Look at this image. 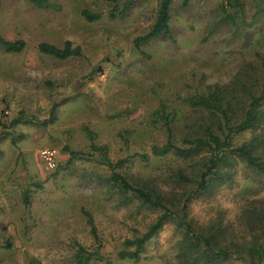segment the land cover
<instances>
[{
  "label": "rangeland",
  "instance_id": "1",
  "mask_svg": "<svg viewBox=\"0 0 264 264\" xmlns=\"http://www.w3.org/2000/svg\"><path fill=\"white\" fill-rule=\"evenodd\" d=\"M239 1L242 7L234 0L187 6L173 0L171 36L137 48L136 39L155 25L161 0H49L44 8L0 0V33L27 43L22 54L0 45V264H78L80 247L105 258L88 264H181L184 235L173 221L146 242L139 260L120 259L125 242L146 234L163 211L112 190L103 156L123 161L117 171L165 192L169 202L194 186L177 179L181 170L192 173L191 155L152 154L167 141L159 111L165 105L173 114L181 144L199 119L188 99L261 78L264 0ZM116 8L123 17L112 15ZM84 11L101 18L90 22ZM67 41L82 48V57L57 60L39 51L41 43L62 48ZM259 133L245 131L233 143ZM66 148L89 156L69 165ZM44 152L54 154V167ZM259 153L264 160V149ZM226 170L231 177L190 195L186 219L198 229L218 223L234 230L224 243L233 234L251 242L241 217L248 202H264V173L238 157Z\"/></svg>",
  "mask_w": 264,
  "mask_h": 264
},
{
  "label": "trees",
  "instance_id": "2",
  "mask_svg": "<svg viewBox=\"0 0 264 264\" xmlns=\"http://www.w3.org/2000/svg\"><path fill=\"white\" fill-rule=\"evenodd\" d=\"M35 6L44 8L49 0H30ZM173 0H161L157 20L151 30L136 39L135 45L140 48L147 41L159 37H170V9ZM237 7H242L239 0H234ZM189 0H184L187 6ZM124 13L117 10L112 12L113 16L123 17ZM83 16L90 22L98 21L101 15L84 11ZM0 45L9 54H22L26 47V41L20 39L10 41L0 33ZM39 51L57 60H68L82 57V48L73 46L67 41L64 47H58L49 43H41ZM188 103L199 115L194 122V133L183 139L181 144L174 139L173 114L167 112L165 105H161L159 114L164 120L167 141L163 146H156L152 149L154 156L166 155L170 152L186 157L191 155L192 173L189 175L181 170L177 179L184 186H191V189L183 191L182 199L171 201L166 198V193L160 190L154 191L145 183L133 181L130 177L117 171L123 161L113 163L106 155L103 156L105 165L111 172L109 184L112 190H119L124 195H131L127 198L137 199L141 206L161 209L163 215L152 225L149 231L142 237L125 242V248L119 253L122 260H139L141 253L145 250L146 242L168 222H176L184 237L178 244L179 258L181 264H221L228 260L241 261L243 264H264V202H248L241 217L246 228V233L251 235V242H238L236 235L230 237L229 243H224L223 238L229 236L230 228H224L221 224H214L207 229H198L192 222L186 219V210L190 195L205 192L210 189L212 183L220 176L227 174L236 158L244 160L249 166L260 173H264V160L260 155V149H264V60L262 61L261 78L250 79L248 82L236 81L228 87L217 86L205 93L196 94L188 99ZM187 128H191L188 126ZM245 131H259L253 140L240 146L233 143L235 135ZM91 137L93 133L90 134ZM70 151L69 165L79 158L89 156L83 152ZM96 150L97 146L92 145ZM142 158L148 159L147 155ZM198 170L197 172H195ZM183 186V185H182ZM111 190V191H112ZM188 191V192H187ZM181 195V194H180ZM179 195V196H180ZM28 199V197L26 198ZM182 204V209L180 205ZM180 211V212H179ZM181 213V214H180ZM90 223H93L92 217ZM96 236V229L93 227ZM228 234V235H227ZM226 240V238H225ZM78 264H88L91 261H105L99 253L88 252L80 247L76 256ZM107 264H113L107 260Z\"/></svg>",
  "mask_w": 264,
  "mask_h": 264
},
{
  "label": "built area",
  "instance_id": "3",
  "mask_svg": "<svg viewBox=\"0 0 264 264\" xmlns=\"http://www.w3.org/2000/svg\"><path fill=\"white\" fill-rule=\"evenodd\" d=\"M42 156H43V158L45 160H47L48 164L51 167H54L55 166V163H54V154H52L50 152H44Z\"/></svg>",
  "mask_w": 264,
  "mask_h": 264
}]
</instances>
